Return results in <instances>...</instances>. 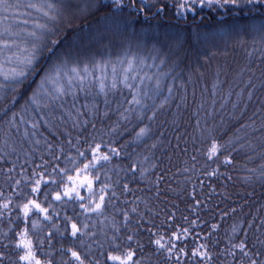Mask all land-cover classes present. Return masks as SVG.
Masks as SVG:
<instances>
[{
	"label": "trees",
	"instance_id": "16d2710c",
	"mask_svg": "<svg viewBox=\"0 0 264 264\" xmlns=\"http://www.w3.org/2000/svg\"><path fill=\"white\" fill-rule=\"evenodd\" d=\"M8 2L26 4L29 0ZM53 2L70 7L49 25L56 31L46 36L45 43L56 39L59 44L54 52H44L41 67L65 55L81 65L109 61L105 83L110 85L111 64L135 57L130 75L137 79L130 83L137 87L129 90L118 85L114 90L107 88L106 95L97 94L98 83L89 77L92 83L87 93H78L75 99L71 95L63 97L39 111L26 105V100L40 74L31 76L18 92L11 86L0 91V191L5 196L12 194L13 183L6 181V170L15 165L11 174L15 178H21L22 168L30 176L36 165L52 160L49 144L52 151L63 144L66 153L74 156L75 149L67 144L69 139L73 145L79 141L78 146L84 150L85 142L96 137L120 153L108 165L110 184L117 195L104 215H91L85 221L78 215V206L56 205L59 218L44 222L42 232L31 233L37 242V257L43 260L51 252L54 260L60 259L59 249L68 243H62L53 224L62 233L65 215L88 223L89 230L96 233L95 240L101 243L113 234L114 225L120 228L122 238L133 235L131 246L137 249V257H142V264H166L151 241L159 236L167 239L178 228L190 232L185 242L189 255L181 256L182 264H205L190 255L200 243L207 245L211 257L208 264H246L238 249L235 256L228 254L230 239L234 244L245 240L250 255L264 253V40L259 31L264 23V6L258 5L255 10L251 5L196 7L195 12L178 16L174 0H159L168 5L159 15H153L156 8L151 5L155 0H136L137 7L147 5L143 13L127 6L114 8L113 0H99L104 7L85 14L77 10L95 0ZM129 2L124 0L125 5ZM4 16L9 19L0 23V30L9 24L31 30L39 14L20 7L7 12L0 9V19ZM24 20L29 23L24 25ZM11 67L4 64L3 71ZM123 67H127L126 62ZM117 71H122L119 64ZM157 78L159 91L155 87ZM0 82L7 84L2 76ZM132 91L140 93L139 104L129 103ZM141 128L148 131L137 138ZM212 138L225 149L209 160L207 150ZM226 156L231 163H223ZM133 163L135 178L129 170ZM60 166H65L63 157ZM125 184L127 192L123 191ZM82 195L87 193L82 191ZM19 200L14 196L11 210L0 215L3 264L17 261L16 233L24 227L14 206ZM125 212L129 216L127 227ZM233 225L239 226L236 233L232 232ZM49 231L53 233L51 248L46 239ZM39 239H44L42 247ZM137 241L143 245V252L137 248ZM101 251L92 245L93 256L103 262ZM174 261L175 257L167 264Z\"/></svg>",
	"mask_w": 264,
	"mask_h": 264
},
{
	"label": "snow or ice",
	"instance_id": "6c2138e0",
	"mask_svg": "<svg viewBox=\"0 0 264 264\" xmlns=\"http://www.w3.org/2000/svg\"><path fill=\"white\" fill-rule=\"evenodd\" d=\"M251 5L253 10L257 6H264V0H174V7L176 15H184L187 12H195L196 7L208 8H225L244 7ZM114 8L122 9L130 7L135 9L138 13H143L147 5L142 4L137 7L136 0H130L128 5L124 4V0H113ZM28 8L35 10L39 17L32 21L31 30L20 27L19 24L13 26L7 25L0 30V57L3 61L0 62V76L7 84L0 82V91H3L8 86L12 87L13 92L23 87L26 82H29L31 76L40 74L39 82L36 87L31 89V94L27 97L26 105L35 106L39 111L41 107L48 108L57 100L71 95L74 99L78 93L87 91L91 87L92 81L89 77H93L98 83L99 92L97 94L106 93L107 88L117 89L118 85H123L129 90L136 89V85L130 83V80L137 79L136 76L130 75L134 71L135 57H125L120 59L117 63L111 64V83H105L108 80V68L111 62L105 61L103 63L93 62L91 66L89 63L81 65L78 62L70 61L67 55L57 57V59L49 64L47 67H41L40 61L44 52H54L58 46L59 41L51 39L45 43V38L48 34H54L55 27H50V23L54 24L64 14L66 6L62 3H54L53 0H37L31 2L29 0L26 4L9 3L8 0H0V9L7 12L13 8ZM104 5L95 0L94 3L78 9L81 14L87 13L89 10L100 11ZM156 8L153 15H159L165 12L168 7L167 4L160 3L159 0L151 5ZM186 18V16H185ZM9 17L4 16L0 19L8 20ZM43 19L44 22H41ZM24 25L29 23L28 20L22 21ZM259 31L261 39L264 40V23L260 25ZM127 63V67L123 65ZM164 61L161 60V63ZM4 64L13 65L9 71L4 72ZM117 64L122 68L118 73ZM99 72V77L96 73ZM141 78V82H142ZM34 82V81H32ZM157 91L160 89V79L157 78ZM171 88H169V93ZM138 91H132V100L130 104H139L140 100ZM251 94H249V97ZM16 98L13 97V104ZM107 103V101H105ZM87 108L88 105H85ZM95 106L93 105V108ZM27 110V109H25ZM129 111V110H126ZM79 115V112L77 113ZM87 123V121H85ZM33 128L37 124L33 123ZM75 126V125H74ZM95 128V125H93ZM113 131H115L113 129ZM147 128H141L137 133V138L143 137L147 133ZM39 143V141H37ZM87 147L84 150L76 145H73L69 139L67 144L69 148L75 149V155H68L63 144L56 145L57 151H52L53 145H48L49 154L52 157L51 161H45L43 164L36 165L33 168L30 176L25 174L22 168L19 179L11 175L15 170V165L6 170V181H12V194L5 196L3 191H0V215L4 210H11L13 206V197H20V200L15 203V208L19 211L18 220H22L23 229L16 233L15 250L17 251V261L14 264H142V257H137V249L133 248V235H127L126 238L120 236V228L113 226V234L105 238V242L101 243L95 240L96 233L89 230V224L72 216L65 215L64 231L61 233L60 229L53 224L56 232L59 233L63 241H67L68 246H62L59 249L60 259L54 260L53 253L49 252L45 259L37 257V242L34 241L31 233H39L43 231L42 224L44 222L52 223L53 217L59 218L60 213L56 211V205H74L81 210L78 215L83 216L85 221L91 216H103L105 208L116 197L115 188L110 184L111 177L108 176V165L111 164L114 157L120 155L119 151L106 144L103 139L99 141L96 137L92 140L86 141ZM225 145L219 144L215 138H212L211 145L207 150L208 159L218 156ZM57 152L59 154H57ZM61 157L65 166L61 167ZM43 159V158H42ZM223 163L229 164L231 160L226 156ZM70 165L71 167H69ZM51 168V172L48 168ZM36 169H41L37 171ZM129 170L134 174L136 172V165L133 163L129 166ZM101 174L104 179L101 180ZM143 175V173H142ZM97 185L99 187L97 188ZM28 189V191H25ZM82 191L87 195H82ZM123 191H129L128 185L123 186ZM41 197H43L41 199ZM136 209L133 208L132 212ZM75 212V207H73ZM33 216H38L40 219H32ZM187 219V218H185ZM128 213H124L125 227L128 225ZM195 225V221L192 222ZM212 228L215 230L216 225ZM239 230L238 225H233L232 232L236 233ZM189 229H177L173 231L167 239L164 236L151 241L155 245L157 254H163L165 262H172L175 257L174 264H182L181 256H188L187 244L185 243L189 237ZM155 235V234H153ZM53 233L48 232L46 239L48 240L49 248L52 247L51 239ZM91 241V243H87ZM44 239H39V244L42 247ZM137 248L143 252V245L137 241ZM231 247L227 249L229 255L235 256V249L239 250L241 260H246V264H264V253L259 251L249 254L245 240H240L238 244L231 243ZM96 244L102 251L103 262L99 258H95L92 254V245ZM264 244V241H261ZM107 245V247H105ZM183 245V246H181ZM8 246L5 245V248ZM207 249V245L200 243L196 248L191 250V257H199L205 264L211 260ZM5 253L0 252V264H3Z\"/></svg>",
	"mask_w": 264,
	"mask_h": 264
}]
</instances>
